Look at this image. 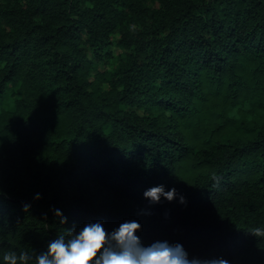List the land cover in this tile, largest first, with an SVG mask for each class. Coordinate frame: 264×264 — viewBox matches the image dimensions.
<instances>
[{
	"label": "trees",
	"instance_id": "obj_1",
	"mask_svg": "<svg viewBox=\"0 0 264 264\" xmlns=\"http://www.w3.org/2000/svg\"><path fill=\"white\" fill-rule=\"evenodd\" d=\"M128 220L264 264V0H0V255Z\"/></svg>",
	"mask_w": 264,
	"mask_h": 264
},
{
	"label": "clouds",
	"instance_id": "obj_2",
	"mask_svg": "<svg viewBox=\"0 0 264 264\" xmlns=\"http://www.w3.org/2000/svg\"><path fill=\"white\" fill-rule=\"evenodd\" d=\"M149 204L177 200L187 203V197L177 188L166 190L164 184L149 187L143 193ZM42 198L41 193L35 194V199ZM27 210L30 204H24ZM56 217L61 223L67 222V217L59 208H54ZM142 230L137 220L122 222L112 231H107L102 222H90L78 230L70 229L67 235L60 234L50 240L46 250L30 254L23 248H10L0 255V264H231L223 257L200 258L189 257L188 251L180 242L156 240L145 244L137 234ZM257 238L264 240V226H253L248 231Z\"/></svg>",
	"mask_w": 264,
	"mask_h": 264
}]
</instances>
